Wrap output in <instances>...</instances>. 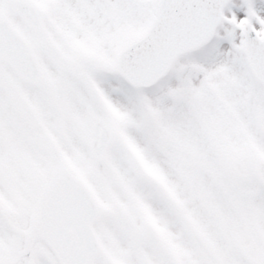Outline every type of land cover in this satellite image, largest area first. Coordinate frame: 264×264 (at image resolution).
Returning a JSON list of instances; mask_svg holds the SVG:
<instances>
[{"label":"snow or ice","instance_id":"snow-or-ice-1","mask_svg":"<svg viewBox=\"0 0 264 264\" xmlns=\"http://www.w3.org/2000/svg\"><path fill=\"white\" fill-rule=\"evenodd\" d=\"M0 264H264V0H0Z\"/></svg>","mask_w":264,"mask_h":264}]
</instances>
